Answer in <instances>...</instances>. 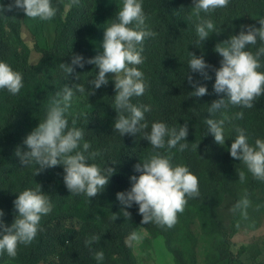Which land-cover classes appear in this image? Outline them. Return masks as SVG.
Segmentation results:
<instances>
[{"label": "trees", "instance_id": "trees-1", "mask_svg": "<svg viewBox=\"0 0 264 264\" xmlns=\"http://www.w3.org/2000/svg\"><path fill=\"white\" fill-rule=\"evenodd\" d=\"M101 1L80 0L79 6H69L71 0H52L58 12L51 21L27 18L20 9L0 12V61L21 72L24 83L16 95L0 89V210L5 214L4 222L10 226L18 215L13 203L18 194L39 185L54 205L53 211L42 217L35 240L30 245H20L15 258L6 253L0 255V264H138L128 238L132 232L140 233L142 229L150 234L151 241L164 237L177 264H198L196 247L188 259L185 250L175 244L178 234L191 226L186 221L190 213L200 218L208 235L220 237L216 255L207 264H264V255H251L248 245L233 249L232 238L239 232L240 223L253 220L252 217L261 220L264 216V181L253 178L242 161L232 158L229 151L238 135L237 127L244 129L250 144L254 145L256 139L264 140V95L255 100L251 109L229 104L227 109L213 115L208 111L213 101L224 97L213 88L214 69L221 66L222 59L214 49L223 43L216 37L221 34L228 41L240 33L242 26L260 27L259 20L264 19V0H229L226 8L201 13L202 18L211 19L221 32L211 33L199 44L196 33L199 18L189 19L193 0H143L146 22L157 35L144 41L145 59L138 66L149 87L143 96L134 97L132 102L151 105L144 121L149 125L148 130L153 122H163L177 129L188 123L187 141H181L188 144L187 149L183 152L172 149L171 153L167 148L153 150L142 135L121 136L116 132L114 121L118 114L112 107L116 95L115 74L109 73V83L89 95L92 88L89 81L99 71L95 65L76 67L70 77L60 67L62 63H71L73 54H80L85 60L96 56L91 42L100 28L98 5ZM11 3L13 0H0L5 8ZM120 7L122 4L115 3L104 13L105 28L115 20ZM27 30L34 37V49L24 38ZM260 47H264V42L258 41L248 50L255 53ZM33 50L40 54L39 61H33ZM192 53L203 56L211 66L206 70L211 79L189 69ZM258 71L264 72V57ZM188 75L206 86L208 94L192 97L190 92L194 89ZM75 84H82L85 93L77 92L73 99L67 114L69 127L76 118L75 126L84 130V139L91 144L89 151H100L101 155L90 163L115 169L108 185L93 198L71 194L64 183L62 165L35 175L38 166L22 167L15 155L18 146L27 151L23 141L45 118L56 92L65 85ZM241 111L242 119L233 118L225 125V145L216 143L208 132L206 120H219L223 114L234 117ZM154 151L171 154L174 165L187 166L199 180L200 196L188 200L185 211L178 216V223L171 229L155 223L142 225L136 204L127 209L132 217L126 220L117 199V193L131 189L130 178L141 174L134 170V165ZM238 171L245 172L244 182L239 181ZM245 194L250 200L247 214L235 212L231 232L226 231L221 207L227 198H232L236 204ZM93 235L100 237L99 242L86 246V239ZM97 251H103V261L94 259Z\"/></svg>", "mask_w": 264, "mask_h": 264}, {"label": "clouds", "instance_id": "clouds-1", "mask_svg": "<svg viewBox=\"0 0 264 264\" xmlns=\"http://www.w3.org/2000/svg\"><path fill=\"white\" fill-rule=\"evenodd\" d=\"M193 4L189 19L192 16L199 18L196 24L199 44L211 33L221 32L211 19L202 18L201 13L207 14L226 8L229 0H193ZM79 5L80 0H71L69 6ZM13 9H20L26 13L27 18L40 21H51L58 12L52 0H13L7 8L0 4L2 13ZM146 21L143 0H123L115 20L105 28L103 52L87 60L80 54H73L71 63H62L60 67L70 77L76 67L95 65L99 71L89 81L92 85L89 95H94L95 90L109 83V73L115 74L116 95L112 107L118 114L114 121L116 132L121 136L142 135L143 139L150 142L153 150L167 148L169 153L172 149L183 152L188 147L187 143H181L187 141V122L179 129L169 128L163 122H153L148 130L149 125L144 121L145 113L151 111V105H137L132 102L134 97L143 96L149 87L144 72L138 66L145 59L142 54L144 41L154 38L157 33L151 30ZM259 24L260 27L242 26L238 35L216 45L214 51L222 59L221 66L214 69L213 88L216 94H224V97L211 103L208 111L212 115L221 109H227L229 104L251 109L255 100L264 95V72L258 71L261 68V57H264V47H260L255 53L248 50L250 45H256L258 41L264 42V19H260ZM209 67L211 66L203 56L197 57L192 53L189 69L193 73L211 79L206 71ZM76 78L80 79L79 74H76ZM187 79L194 89L190 92L192 97L199 98L208 94L207 87L195 82L191 75ZM23 86V74L13 70L7 62L0 61V89L16 95ZM77 92L85 93V87L82 84L71 87L65 85L56 92L45 118L23 141L27 151L18 146L15 155L19 157L22 167L37 165L35 175L45 169L62 165L64 183L71 194H85L93 198L108 185L115 169L90 163L89 161H94L101 155L100 151H89L91 144L85 141L84 130L75 126L76 118L72 119V127H69L67 114ZM243 116L241 111L235 113L234 117L223 114L219 120L207 119L208 132L214 136L216 143L223 146L226 123H231L233 118L242 119ZM236 132L238 135L229 149L231 157L242 161L253 178L264 181V140L256 139L253 145L249 143L244 129L237 127ZM134 170L141 174L130 178L131 189L117 193V199L122 206L121 212L126 220H131L132 217L127 209L136 204L142 216V225L155 223L161 228L171 229L178 223V216L185 211L188 200L200 196L198 177L187 166L174 165L171 154L154 151L141 163L134 165ZM238 175L239 181L244 182L245 172L238 171ZM13 203L18 215L10 226L4 222L5 214L0 210V255L6 253L11 258L17 256L20 245L27 246L35 240L40 231L42 217L49 215L54 208L50 197L42 191L40 185L20 192ZM249 206L250 200L245 194L231 210L233 213L239 211L246 215ZM114 218L117 219V214H114ZM128 239L138 242L143 236L134 231ZM99 240V236L93 235L86 239L85 244L90 247ZM94 259L103 261V251L95 252Z\"/></svg>", "mask_w": 264, "mask_h": 264}, {"label": "rangeland", "instance_id": "rangeland-1", "mask_svg": "<svg viewBox=\"0 0 264 264\" xmlns=\"http://www.w3.org/2000/svg\"><path fill=\"white\" fill-rule=\"evenodd\" d=\"M115 3L122 4L123 0H102L98 5V10L101 13L98 17L100 28L98 29V35L91 42V49L95 55L103 52L102 43L105 32L104 13ZM218 35L216 37L218 41L224 42L226 40L223 37L224 35ZM32 37V34L28 30L24 32L25 40L34 49V37ZM42 44L46 45V42L42 41ZM32 53L33 61H39L40 56L38 55L40 54L36 51ZM234 205L235 201L229 197L220 209L224 222L223 228L229 232L232 229L231 223L234 213L231 209ZM252 219L240 223L239 232L232 238L233 249L238 250L242 245H248L251 255H264V216L261 220L255 217H252ZM186 221L191 223V226L178 234L175 244L185 250L188 259L191 256L193 248L196 247L198 264H207L216 255V248L218 247L220 237L218 235H208L200 218L195 214L193 215V213H190V216L186 217ZM140 234L143 236L142 240L138 242L130 241L138 259V264H177L174 254L167 248L164 237L151 241L149 239L150 234L145 229H142Z\"/></svg>", "mask_w": 264, "mask_h": 264}]
</instances>
